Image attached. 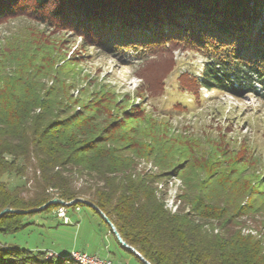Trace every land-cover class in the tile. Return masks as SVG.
<instances>
[{
	"label": "trees",
	"instance_id": "obj_1",
	"mask_svg": "<svg viewBox=\"0 0 264 264\" xmlns=\"http://www.w3.org/2000/svg\"><path fill=\"white\" fill-rule=\"evenodd\" d=\"M16 20H27L32 26L28 35L20 30L0 39V68L5 62L18 63L17 70L10 72L12 81L35 90L28 104L0 105V214L7 208L23 212L1 215L0 231L8 228L5 235L16 234L32 225L34 215L48 216L55 208H92L77 202L38 210L53 199L71 202L78 195H90L94 200L89 203L151 264H264V244L243 236L235 226L226 234L198 231L192 220L189 226L186 218L173 216L163 206L150 178L138 175L131 165H118L122 149H97L109 140L95 142L92 135L110 115V97L94 106L97 117L90 128L81 116L77 121L47 122L58 115L60 107H56L61 103L52 101L56 96L48 88L33 86L34 72L26 78L25 65L17 59L31 52L54 67L52 35L66 33L99 56L149 66L147 74L138 76L146 109L158 118L172 120L175 112H191L201 98V88L239 99L252 95L264 104V0H0V27ZM180 50L200 55L204 66L200 76L184 74L190 84L181 85L197 95L195 103H179L174 110L158 106V101L166 93L169 74L163 63ZM114 124L110 131H121L120 122ZM18 135L22 139L17 142ZM28 169L43 179L36 182L38 193L24 197L23 190H11L3 178L26 177ZM75 175L89 180L85 191L74 187ZM252 192L250 188L248 194ZM0 242V264H76L69 259L71 252L47 259L48 251L10 248Z\"/></svg>",
	"mask_w": 264,
	"mask_h": 264
},
{
	"label": "rangeland",
	"instance_id": "obj_2",
	"mask_svg": "<svg viewBox=\"0 0 264 264\" xmlns=\"http://www.w3.org/2000/svg\"><path fill=\"white\" fill-rule=\"evenodd\" d=\"M31 26L27 20L9 21L1 25L0 39L20 30L28 35ZM52 41L54 67L52 64L50 68L42 55L34 56L31 52L17 57L25 65L22 69L28 68L23 70L26 78L29 71L34 72L32 85L48 88L56 96L52 101L61 103L56 107H60L58 115L47 122L53 118L77 121L81 116L90 128L97 117L94 106L99 99L110 97V115L92 135L95 142L109 140L97 149H122L124 153H120L122 158L117 164L131 165L138 175L150 178L163 206L173 216L186 218L189 226L192 220L198 231L209 234H226L235 226L243 236L264 244V104L258 98L250 95L239 99L201 88V98L198 96L199 102L194 104L197 95L182 90L181 85L190 84L186 73L200 76L204 59L194 52L180 50L173 53L171 60L162 58L169 74L165 79L166 93L158 106L165 104L174 109L179 103H192L195 108L186 115L173 113L172 120L161 119L147 110L143 102L138 75L143 71L147 74L149 66L132 59L119 61L99 56L83 49L80 39L66 33L52 35ZM3 64L0 88L10 87L0 92V105L28 104L35 88L12 81L15 77L10 72L17 70L18 63ZM124 111L130 114L124 115ZM115 122L123 126L118 133L110 131ZM148 127H153L152 131L144 133ZM18 139L22 137L18 135L15 141ZM2 148L10 150L5 145ZM5 157L13 160L11 155ZM33 174L28 169L26 177L6 175L3 181L11 190H23V196L29 197L40 191L35 185L43 179L40 174ZM86 181L89 180L83 175H75L73 185L76 190L85 191ZM250 188L253 192L248 194ZM48 192L58 196L57 191ZM75 200L86 204L94 199L78 195ZM244 204L247 206L243 208ZM31 224L16 234L5 235L8 228L0 231V240L10 248L48 251L47 255L83 252L112 264L143 262L120 243L102 215L88 206L75 210L55 208L48 216L34 215Z\"/></svg>",
	"mask_w": 264,
	"mask_h": 264
},
{
	"label": "water",
	"instance_id": "obj_3",
	"mask_svg": "<svg viewBox=\"0 0 264 264\" xmlns=\"http://www.w3.org/2000/svg\"><path fill=\"white\" fill-rule=\"evenodd\" d=\"M75 202H82L81 200H75L73 202H65L63 200H60V199H53V200H50L49 202H47L44 206H42L40 209L38 210H41V209H44L50 205H53V204H61L63 206H70L72 205L73 203ZM87 205L91 206L92 208H94L95 210H97L101 215L102 217L105 219V221L107 222V224L111 227V229L113 230V232L115 233V235L117 236L118 240L120 241V243L126 247L128 250H130L133 254H135L140 260H142L145 264H150L147 260H145L134 248L128 246L124 241L123 239L121 238V236L119 235V233L117 232L115 226L113 225V223L105 216V214L99 210L95 205L89 203V202H85ZM5 213H23L22 211L20 210H13V209H5L1 212L0 216L5 214Z\"/></svg>",
	"mask_w": 264,
	"mask_h": 264
},
{
	"label": "built area",
	"instance_id": "obj_4",
	"mask_svg": "<svg viewBox=\"0 0 264 264\" xmlns=\"http://www.w3.org/2000/svg\"><path fill=\"white\" fill-rule=\"evenodd\" d=\"M58 255H59L58 253L51 254V255H47V257H53V256L58 257ZM70 255L79 256L83 258V260H85L89 264H112L111 261L104 260V259L99 258L98 256L89 255L83 252H73V253H70Z\"/></svg>",
	"mask_w": 264,
	"mask_h": 264
},
{
	"label": "bare ground",
	"instance_id": "obj_5",
	"mask_svg": "<svg viewBox=\"0 0 264 264\" xmlns=\"http://www.w3.org/2000/svg\"><path fill=\"white\" fill-rule=\"evenodd\" d=\"M70 259L76 261L78 264H89L87 263L85 260H83V258L79 257V256H69Z\"/></svg>",
	"mask_w": 264,
	"mask_h": 264
}]
</instances>
